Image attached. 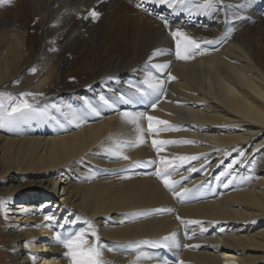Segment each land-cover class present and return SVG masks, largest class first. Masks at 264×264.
Masks as SVG:
<instances>
[{"label":"bare ground","instance_id":"obj_1","mask_svg":"<svg viewBox=\"0 0 264 264\" xmlns=\"http://www.w3.org/2000/svg\"><path fill=\"white\" fill-rule=\"evenodd\" d=\"M140 2L0 4V93L43 92L41 108L55 103L63 109L0 124V197L6 209L0 247L8 264H71L56 237L87 231L88 222L107 264H133L140 251L152 258L138 264H264V0H222L215 14L194 17L151 4L138 8ZM93 9L98 19H83ZM158 15L168 18L172 30L182 27L216 43L202 44V54L189 61L177 60ZM89 25L93 36L84 34ZM155 49L167 54L152 63L169 65L162 73L150 69L164 81L159 94L142 83ZM129 84L145 95L135 96ZM121 95L131 102L119 100ZM70 111L79 120L69 123ZM124 111L168 121L178 130L149 133L143 119L144 143L122 144L129 159L117 158L104 151L112 140L137 138L135 127L121 118ZM153 139L195 143L165 145L157 153ZM177 155L199 159L172 175L178 183L169 190L154 173L161 158ZM148 161L155 163L139 166ZM189 167L199 171L190 173ZM183 189H189L183 197L175 195ZM140 213L146 214L131 215ZM178 216L200 223L182 224ZM171 233L178 248L129 246Z\"/></svg>","mask_w":264,"mask_h":264},{"label":"snow or ice","instance_id":"obj_2","mask_svg":"<svg viewBox=\"0 0 264 264\" xmlns=\"http://www.w3.org/2000/svg\"><path fill=\"white\" fill-rule=\"evenodd\" d=\"M10 2V0H0V4ZM144 4H151L156 7L163 6L169 10V13L172 15L175 14H183L188 17L194 16H208L213 15L217 11L221 10L223 7L222 0H199V2H195L194 0H141L139 4H137L138 8H142ZM194 4V7L191 6ZM243 7V5H240ZM148 11V9H144ZM151 14V12H149ZM100 13L93 10H89L88 16L83 17V19H88L89 16L96 20L98 19ZM157 19H159L165 28L169 29V34L172 40L175 43V58L180 61H189L193 59L197 55H201V45L202 44H214L216 41L213 40H199L197 38L192 37L189 33L183 30L182 27H177L175 30H172L170 27V22L166 16L158 15ZM55 51L56 49H52ZM167 54V50L165 49H155L152 54L149 56L148 61H146V69H149L145 73V79L142 82L147 90L152 93L159 94L164 91V81L160 80L158 77L153 75V72L150 69H154L158 73L164 72L169 65L167 63H152L153 59L158 56H164ZM32 73L37 71L36 68L30 69ZM111 79V77H110ZM169 80H174L175 77L170 73L168 74ZM14 84H18L19 81H14ZM128 87L133 89V94L138 97H143L145 95V91L142 90L141 87L129 84ZM42 99H45V94L43 92H21L18 95H14L11 93H0V114H2V118H0V124L6 125H15L20 120H28L38 116H44L48 114V110H54L55 112H59L63 114V109L60 105L52 103L46 104L43 108L39 106V103ZM103 104L106 107H113V104L109 103L107 99L104 97L100 98ZM119 100L129 103L131 100H125L123 95L118 97ZM85 106L89 108V110L94 115H99L97 109L92 107L87 101L84 102ZM70 109V106H68ZM152 108H156V104H152ZM71 119L68 120L69 123H72L73 120H79V116L76 112L70 111ZM121 118L125 123L132 124L135 127V131L137 133V138L135 141L130 142H121L118 140H112V143L109 147L105 148L104 151L109 155H114L117 158L129 159L128 156L123 155L120 151L122 144L128 143L131 146H138L139 144L144 143L143 133L144 129L141 127V120L146 119L148 121V131L149 133L155 132L157 135L161 131H175L178 130L173 125H171L168 121L158 120L153 116H145L144 113H137L131 111H124L121 113ZM162 126V127H154ZM78 126V125H77ZM192 144L194 141L183 140V141H175V140H152L153 148L159 153L163 150V146L165 145H173V144ZM226 156L228 155L227 151L224 153ZM241 155H243L241 153ZM199 157L196 155H177L172 159L161 158L159 161V166L156 168L155 175L161 180L162 184L165 188L169 190H174V186L178 183V181L173 180L172 175L176 174L180 168L185 165L190 164L192 161L198 160ZM155 161H148L145 165L139 166H147L149 164H153ZM236 163V161H233ZM203 167V165H201ZM228 167H231L229 165ZM188 171L196 172L199 169L195 167H189ZM186 177H181V179H185ZM219 179V177H218ZM189 189H183L182 192L175 193L176 196L183 197ZM4 204L3 201H0V207ZM6 211V209H5ZM171 209H156L155 212H169ZM146 213L140 214H131V215H145ZM46 220L53 219L52 217H45ZM178 220H181L182 224L196 225L199 224L200 221L196 220H188L184 221L179 216ZM204 231V229H201ZM89 237H91V242L89 241ZM99 236L94 230L91 222L87 224V231L76 232L73 235H70L67 238H62L59 235L56 237L58 243H61L62 246L66 249L65 255L70 259L71 264H107V262L103 259V248L104 246L99 242ZM134 249H140L142 246H146L152 249L162 248V249H175L179 247V244L176 240V233H171L165 237H162L160 240H141L138 242H134L129 245ZM112 251V249H108ZM152 257L149 253L140 251L136 256V260L133 264H138L141 260H150ZM182 264V262H179Z\"/></svg>","mask_w":264,"mask_h":264},{"label":"rangeland","instance_id":"obj_3","mask_svg":"<svg viewBox=\"0 0 264 264\" xmlns=\"http://www.w3.org/2000/svg\"><path fill=\"white\" fill-rule=\"evenodd\" d=\"M94 25H89L88 26V29H86V31H85V33L84 34H87L88 36H93V32H91V31H89L90 29L89 28H91V27H93ZM88 31V32H87ZM165 47H168L169 48V46H165ZM168 48H166V49H168ZM78 83H75L74 85H77ZM128 87V86H127ZM59 193H60V190H59ZM0 201H3V199L0 197ZM4 202V201H3ZM21 202V200H19L18 201V203H20ZM6 211H5V203L3 204V206L2 207H0V221H2L1 219H2V217L4 218V217H6V213H5ZM2 232H1V230H0V245H4L5 243L2 241V234H1ZM8 261H9V259H8V256H7V254H6V252H5V249H4V247L2 246V247H0V264H8Z\"/></svg>","mask_w":264,"mask_h":264}]
</instances>
